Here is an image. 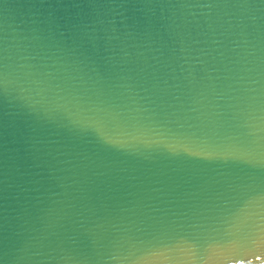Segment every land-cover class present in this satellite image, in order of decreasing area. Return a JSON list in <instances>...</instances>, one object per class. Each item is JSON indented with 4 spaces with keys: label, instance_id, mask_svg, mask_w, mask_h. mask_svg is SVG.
I'll return each instance as SVG.
<instances>
[{
    "label": "water",
    "instance_id": "1",
    "mask_svg": "<svg viewBox=\"0 0 264 264\" xmlns=\"http://www.w3.org/2000/svg\"><path fill=\"white\" fill-rule=\"evenodd\" d=\"M0 264H264V0H0Z\"/></svg>",
    "mask_w": 264,
    "mask_h": 264
}]
</instances>
